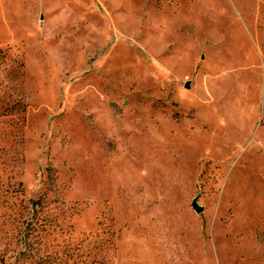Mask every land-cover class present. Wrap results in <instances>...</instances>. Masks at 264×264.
Wrapping results in <instances>:
<instances>
[{
  "label": "rangeland",
  "instance_id": "374dc122",
  "mask_svg": "<svg viewBox=\"0 0 264 264\" xmlns=\"http://www.w3.org/2000/svg\"><path fill=\"white\" fill-rule=\"evenodd\" d=\"M0 264H264V0H0Z\"/></svg>",
  "mask_w": 264,
  "mask_h": 264
}]
</instances>
